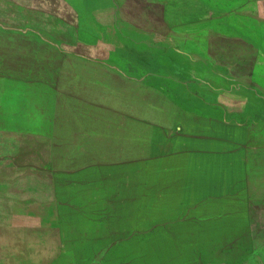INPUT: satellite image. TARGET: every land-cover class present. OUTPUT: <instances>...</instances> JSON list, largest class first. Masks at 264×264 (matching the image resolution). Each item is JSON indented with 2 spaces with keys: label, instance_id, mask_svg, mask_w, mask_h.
Listing matches in <instances>:
<instances>
[{
  "label": "rangeland",
  "instance_id": "1",
  "mask_svg": "<svg viewBox=\"0 0 264 264\" xmlns=\"http://www.w3.org/2000/svg\"><path fill=\"white\" fill-rule=\"evenodd\" d=\"M203 1L0 0V55L20 26L63 51L5 69L49 83L44 113L0 84L32 135L0 145V264H230L205 250L251 243L253 209L264 248V0Z\"/></svg>",
  "mask_w": 264,
  "mask_h": 264
},
{
  "label": "water",
  "instance_id": "2",
  "mask_svg": "<svg viewBox=\"0 0 264 264\" xmlns=\"http://www.w3.org/2000/svg\"><path fill=\"white\" fill-rule=\"evenodd\" d=\"M5 22V21H4ZM18 24V23H16ZM11 27V26H9ZM18 27V26H15ZM20 33L17 32H4V38L7 40H13L16 43L18 40L21 39V43H17V45H14L15 48L13 49L15 52V56L11 57V61L6 57L4 54L0 55V84L3 87V89H7L8 85L15 84L20 85V89L18 90V96H19V102L23 106L31 107L36 111H39L40 113H44V93H47V89H49V83L47 82H40V81H33V80H23L19 79L20 82H9L10 78L7 76L8 73L5 72L6 66L12 65L13 67H16L17 69L20 68L21 61L24 59H27L31 54L38 53V54H59L62 55L61 51L62 46L59 44H56L49 39L45 38L42 35V32L40 29L35 27H29V26H20ZM19 38V39H16ZM48 41V42H47ZM66 51V50H65ZM70 53H72L73 61L75 62V67L79 73V75L85 79H95L96 74L93 72V68L97 67V63L90 62L86 60L85 58L79 57V50H67ZM65 54V53H64ZM69 57V56H67ZM71 58V57H69ZM97 79V78H96ZM20 83V84H19ZM126 85V84H124ZM127 86V85H126ZM32 138V135L27 130H19L17 128H12L8 125V122H3V120L0 121V145L4 146H18L19 144L28 141ZM73 138H70V145L73 148H81L86 147L87 144L79 142L78 144H75L73 142ZM74 145V146H73ZM256 150L250 151V153L255 154ZM38 166L28 163L25 165L26 171H29L30 173H35ZM250 202L255 206L257 199V196H250L249 197ZM248 216V229L250 232L251 237L254 239L255 236H257L258 231L261 226L262 222V215L260 217V213L256 211L255 209L250 210Z\"/></svg>",
  "mask_w": 264,
  "mask_h": 264
},
{
  "label": "trees",
  "instance_id": "3",
  "mask_svg": "<svg viewBox=\"0 0 264 264\" xmlns=\"http://www.w3.org/2000/svg\"><path fill=\"white\" fill-rule=\"evenodd\" d=\"M259 234V232H258ZM255 236V238L251 239L252 242L251 243H231V244H226L225 246H222L220 244L217 245H210L208 244L207 248H206V253L208 254V256H211L210 254L212 253H218V254H222L225 255L226 260H224L225 262H229L230 264H239L242 260H246L247 258L249 260H254L256 257L260 256L262 254V250L263 248V244L262 241L260 242L259 236ZM247 237H250V232H247ZM252 244V245H251ZM192 246V245H190ZM225 248H231L230 250L225 249ZM198 249V248H197ZM204 249V248H203ZM202 249V251H203ZM201 251V253H202ZM193 257V256H192ZM242 261V262H243Z\"/></svg>",
  "mask_w": 264,
  "mask_h": 264
},
{
  "label": "crops",
  "instance_id": "4",
  "mask_svg": "<svg viewBox=\"0 0 264 264\" xmlns=\"http://www.w3.org/2000/svg\"><path fill=\"white\" fill-rule=\"evenodd\" d=\"M195 2H197V3H200V4H204V1L203 0H195ZM229 16H230V14H229ZM168 26V25H167ZM185 26V25H184ZM184 26H182V27H184ZM169 28H171L170 26H168ZM174 27V26H173ZM176 28V27H175ZM172 29V28H171ZM176 29H179V28H176ZM235 34V33H234ZM175 35L177 36L178 34L177 33H175ZM186 35V36H185ZM179 37H180V39L182 40V36H183V38H185L186 37V39L188 38V36H191V35H189V34H182V33H179V35H178ZM233 38H236V34L234 35V37Z\"/></svg>",
  "mask_w": 264,
  "mask_h": 264
}]
</instances>
